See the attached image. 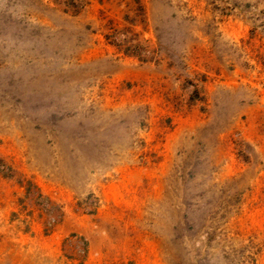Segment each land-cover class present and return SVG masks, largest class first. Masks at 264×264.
Masks as SVG:
<instances>
[{
    "label": "rangeland",
    "instance_id": "1",
    "mask_svg": "<svg viewBox=\"0 0 264 264\" xmlns=\"http://www.w3.org/2000/svg\"><path fill=\"white\" fill-rule=\"evenodd\" d=\"M0 264H264V0H0Z\"/></svg>",
    "mask_w": 264,
    "mask_h": 264
}]
</instances>
